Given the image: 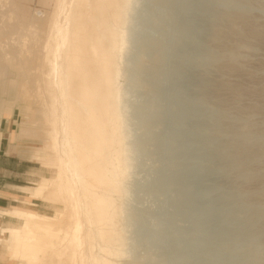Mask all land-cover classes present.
Returning <instances> with one entry per match:
<instances>
[{"label":"rangeland","instance_id":"obj_1","mask_svg":"<svg viewBox=\"0 0 264 264\" xmlns=\"http://www.w3.org/2000/svg\"><path fill=\"white\" fill-rule=\"evenodd\" d=\"M56 1L3 2L5 11L0 13L9 11L10 19H0V85L17 90L19 99L13 98L18 107L1 120L13 122L15 135L22 125L28 130L30 139L16 143L14 149L36 168L40 179L32 188L47 184L43 205L65 215L70 194L66 175L59 190L52 187L61 164L50 140L51 122L40 117L37 92L29 90L20 61L7 59V54L16 53L11 40L33 19L43 35L41 45L46 42ZM71 2L67 0L64 10ZM240 18L264 33V0L133 1L120 60L122 133L129 160L126 197L119 200L124 248L118 264H264V40L255 47L249 38L254 49L241 42L246 28ZM230 29H237L233 35L238 43ZM228 32L231 38L225 39ZM83 33L86 56L79 64H94L89 38L98 34L91 24ZM226 45L233 58L223 49ZM42 52L38 62L45 75L40 81L47 106L56 113L55 108L62 107L55 103ZM8 65L16 79L1 77ZM231 66H240L242 72L227 71ZM236 85L242 87V95L231 89ZM94 111L104 120L102 105H95ZM58 126L63 132L64 125ZM64 138L63 132L60 142ZM18 208L39 209L30 202ZM7 216L20 220L14 222L17 227L25 225L24 217L9 212ZM62 221L63 236L68 237L75 220ZM64 254L68 259L69 253ZM8 261L0 264H11ZM22 263L27 262H17Z\"/></svg>","mask_w":264,"mask_h":264},{"label":"bare ground","instance_id":"obj_2","mask_svg":"<svg viewBox=\"0 0 264 264\" xmlns=\"http://www.w3.org/2000/svg\"><path fill=\"white\" fill-rule=\"evenodd\" d=\"M133 1L72 0L67 11L64 10L67 0H57L55 12L48 22L47 40L43 45V35L35 19L29 26H23L19 36L11 40L10 44L16 48V53L7 54V59L9 62L14 59L20 61V71L29 90L33 95L37 92V110L41 114L40 117L48 123L51 122L52 147L60 153L59 180H55L52 187L59 190L62 178L66 175L65 187L66 190L69 189L70 194L67 193L69 211L65 215L44 209L10 210V215L24 217L26 222L24 226L14 227L11 232L0 226L1 262L9 260L8 263L17 264L21 260L27 262L22 264H118L117 259L123 257L124 233L120 226L122 218L119 200L123 199L125 194L129 159L124 155L127 146L122 133L125 116L119 80L120 60L126 43L125 26ZM3 2L4 0H0V11H5ZM84 18L85 20H82ZM11 20L9 23H12ZM242 21L246 32L241 33V27L238 32L237 29L234 31L231 28L232 38L233 34L238 33L236 38H245H240L241 42L247 43L252 39L255 43L252 45L258 47L261 40H264V33L248 27L245 20ZM89 24L93 25L98 34L94 39L89 38L88 49L94 64L82 62L80 65L79 60L86 56L83 53V45L86 44L83 32ZM5 26H9L8 23ZM230 33L225 34L229 37L224 36L225 39L231 38ZM236 38L232 40L236 42ZM223 42L227 44V41ZM241 42L239 43L242 44ZM224 47L226 51L227 45ZM250 47L255 48L251 45ZM42 50L46 52L51 92L54 93L55 103L62 107L61 110L56 107V113L47 106L45 87L40 81L45 75L42 63L38 62L42 60ZM226 52L225 54L230 53ZM239 67H226V70L236 74ZM14 71L8 65L1 77L12 75L16 79ZM241 72L240 70L239 74ZM231 89L236 95H242L244 92L242 87L237 85ZM97 104L102 105L104 120L95 114L94 107ZM60 123L64 125L65 136L61 142L63 132L58 128ZM46 189L47 184L44 182L39 187L22 188L31 198L40 200L43 199ZM51 199H54L53 196ZM82 215L86 218L88 233L80 220ZM64 218L75 220L73 229H67L68 237L63 236ZM64 253H69L68 259H65Z\"/></svg>","mask_w":264,"mask_h":264},{"label":"crops","instance_id":"obj_3","mask_svg":"<svg viewBox=\"0 0 264 264\" xmlns=\"http://www.w3.org/2000/svg\"><path fill=\"white\" fill-rule=\"evenodd\" d=\"M8 3H17V0H7ZM10 19V12L0 13V19ZM2 33V32H1ZM0 33V35H1ZM8 84V83H7ZM9 86L3 88L0 85V120L5 114H11L18 106L12 104L13 98L19 99L17 90H10ZM32 138V134L30 135ZM29 138L28 130H25L23 125L18 135L14 134L13 122L3 119L0 122V213L2 219L0 226L3 229L10 231L17 227L14 222L19 219L7 216L10 210L25 207L27 203L39 209H46L48 205H43L44 201L31 198L30 194L23 191L22 188H32L40 179L36 168L33 167V162L21 158L14 148L16 143H21L22 140ZM17 148L19 147L16 146ZM42 181V180H41ZM3 209V210H2ZM7 216V217H6ZM11 219L10 221L6 220ZM20 221V220H19ZM13 223L10 225H6ZM1 250V247H0Z\"/></svg>","mask_w":264,"mask_h":264}]
</instances>
